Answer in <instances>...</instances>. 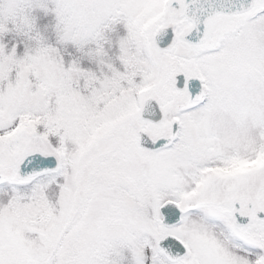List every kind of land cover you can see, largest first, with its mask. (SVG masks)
Masks as SVG:
<instances>
[{"label":"snow or ice","instance_id":"snow-or-ice-1","mask_svg":"<svg viewBox=\"0 0 264 264\" xmlns=\"http://www.w3.org/2000/svg\"><path fill=\"white\" fill-rule=\"evenodd\" d=\"M0 264H264V0H0Z\"/></svg>","mask_w":264,"mask_h":264}]
</instances>
